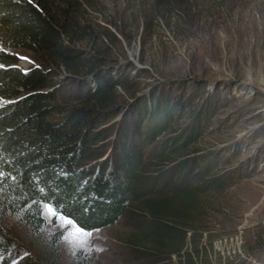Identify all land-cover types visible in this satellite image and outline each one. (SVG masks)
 <instances>
[{"label":"trees","instance_id":"16d2710c","mask_svg":"<svg viewBox=\"0 0 264 264\" xmlns=\"http://www.w3.org/2000/svg\"><path fill=\"white\" fill-rule=\"evenodd\" d=\"M89 31L84 0H0V222L18 217L39 236L44 205L58 206L57 215L87 231L125 218L141 237L136 251L150 264H233L221 254L214 260L197 238V198L242 176L230 169L213 174L211 158H172L195 140L209 103L185 137L177 129L156 144L173 131L175 105L160 94L156 103L132 104L129 113L116 107L117 87L131 83L75 47ZM18 50L37 65L21 67ZM13 250L0 227V264H59L45 256L16 263Z\"/></svg>","mask_w":264,"mask_h":264},{"label":"rangeland","instance_id":"374dc122","mask_svg":"<svg viewBox=\"0 0 264 264\" xmlns=\"http://www.w3.org/2000/svg\"><path fill=\"white\" fill-rule=\"evenodd\" d=\"M84 3L91 31L74 44L85 58L97 55L112 75L128 77L131 85L117 87L116 107L129 113L132 104L156 103L153 99L160 94L168 97L176 107V122L156 144L177 136V129L204 122L195 140L172 158L190 163L211 158L213 174L230 169L242 176L231 186L198 196L202 235L197 238L207 244L214 260L221 254L232 257L233 264H264V0ZM17 53L21 67L37 65L28 51ZM207 102L209 117L203 115L205 121L199 123L194 114L202 105L206 110ZM189 171L197 172L195 164ZM46 206L39 236L18 217L0 222L13 242L14 262L45 256L59 264H150L136 251L141 237L125 218L90 231V241L81 247L66 239L78 235L77 225L68 226L67 217L51 215ZM60 235L58 243L53 241Z\"/></svg>","mask_w":264,"mask_h":264},{"label":"snow or ice","instance_id":"6c2138e0","mask_svg":"<svg viewBox=\"0 0 264 264\" xmlns=\"http://www.w3.org/2000/svg\"><path fill=\"white\" fill-rule=\"evenodd\" d=\"M29 2H32V0H29ZM46 207L50 209V214L53 216H56L59 213L58 206L53 207L51 205H47ZM64 219L67 220L68 226H71L74 223V221L69 218H64ZM75 231L78 235L66 237V239L73 240L75 243H77L81 247H83L86 243L90 241L92 237V232L87 231L79 226L76 227Z\"/></svg>","mask_w":264,"mask_h":264},{"label":"built area","instance_id":"2783aa9c","mask_svg":"<svg viewBox=\"0 0 264 264\" xmlns=\"http://www.w3.org/2000/svg\"><path fill=\"white\" fill-rule=\"evenodd\" d=\"M29 67V65L27 66V68ZM25 68V67H24Z\"/></svg>","mask_w":264,"mask_h":264},{"label":"clouds","instance_id":"9594fccd","mask_svg":"<svg viewBox=\"0 0 264 264\" xmlns=\"http://www.w3.org/2000/svg\"><path fill=\"white\" fill-rule=\"evenodd\" d=\"M29 68V67H28ZM28 68H25V69H28Z\"/></svg>","mask_w":264,"mask_h":264}]
</instances>
